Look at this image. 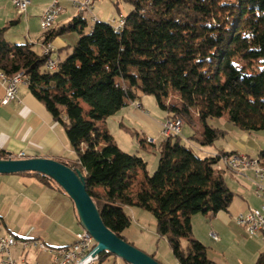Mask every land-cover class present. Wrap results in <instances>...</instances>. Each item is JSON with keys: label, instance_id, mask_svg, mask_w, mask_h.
<instances>
[{"label": "trees", "instance_id": "trees-1", "mask_svg": "<svg viewBox=\"0 0 264 264\" xmlns=\"http://www.w3.org/2000/svg\"><path fill=\"white\" fill-rule=\"evenodd\" d=\"M125 1L133 8L121 31L99 20L85 31L80 13L50 29L46 40L73 31L79 35L56 70L47 69V57L31 43H11L8 27L0 28V72L26 79L63 126L76 160L59 161L82 171L111 230L127 240L123 232L131 217L124 208L139 206L152 212L156 232L168 239L177 264H219L208 257L204 243L184 247L181 240L192 234L193 215L211 218L234 198L225 172L217 168L219 156H199L180 135L163 137L152 144L159 160L150 174L142 156L117 144L106 121L145 93L155 95L167 118L200 122L201 145H213L224 133L208 123L210 118L226 116L243 130H264V0ZM8 157L0 149V158ZM257 158L264 166V148ZM22 173L58 185L46 174ZM109 256L117 257L104 251L95 264ZM256 264H264V250Z\"/></svg>", "mask_w": 264, "mask_h": 264}, {"label": "crops", "instance_id": "crops-1", "mask_svg": "<svg viewBox=\"0 0 264 264\" xmlns=\"http://www.w3.org/2000/svg\"><path fill=\"white\" fill-rule=\"evenodd\" d=\"M52 1L31 0L27 13L24 14L25 18H21L12 0H0V28L8 27L5 32L6 39L11 43H14L12 41L31 43L38 53L43 54V43L48 31L40 29V21L43 12ZM72 1L60 0L64 12L59 15L52 29L69 23L79 14ZM112 1L94 2L96 21H107L110 18L124 19L127 16ZM11 21L15 22L10 24ZM11 26L16 27L14 31L10 29ZM76 39L77 37H70L69 34L54 36L50 40L55 49L52 57L58 62L66 58L75 45ZM5 86L0 79V149L15 158L46 156L66 162L75 161L76 152L69 143L63 126L53 119L46 106L31 92L28 84H21L17 99L6 105L1 102L5 96ZM137 102L141 104L140 107L130 102L110 116L106 126L114 137L115 134L110 126L113 120H117L120 130L141 124L145 129L146 139L153 138L154 144H157L163 138L160 132L168 113L152 116L145 109L141 98ZM243 137L246 144L242 141L232 142L228 144L232 147L229 149L213 148V144L209 148H200L203 156L198 155L206 157L222 151H234L258 157L260 150L264 148V142L255 148L252 146L256 154H251L248 144L249 136L244 134ZM117 144L124 150L120 143L117 142ZM226 170V183L234 193L230 206L211 218L203 214L193 217L192 234L182 237V244L183 242L187 245H192L194 242L206 244L208 257L219 264H256L259 253L264 250V233L249 235L235 220L237 215L246 213L250 207L261 205L262 201L255 193V179L247 170L238 172L227 167ZM196 225L199 227L198 233ZM81 230L83 228L72 199L58 185L53 182L48 184L33 174L0 173V231L2 234H11L19 239L40 240L50 248H59L71 245L75 241L76 234ZM210 231H215L219 240H214L210 236ZM233 243L240 246V249L233 251L231 247ZM11 254L17 264H22L25 258L44 264L52 262V254L49 251L33 246L25 250L20 245L14 246ZM113 264L130 263L115 257ZM172 264H177L175 258Z\"/></svg>", "mask_w": 264, "mask_h": 264}, {"label": "built area", "instance_id": "built-area-1", "mask_svg": "<svg viewBox=\"0 0 264 264\" xmlns=\"http://www.w3.org/2000/svg\"><path fill=\"white\" fill-rule=\"evenodd\" d=\"M97 0H73L72 3L80 14L85 12L92 15V20L97 18L94 14V2ZM18 13L24 15L27 13L31 0H12ZM64 12V7L60 0H53L52 3L45 9L41 16L40 25L45 31L53 28L60 14ZM122 18L114 19L112 24L119 25L121 31ZM54 46L50 40H45L43 43V54L47 57L46 67L49 70H56L58 61L52 57ZM0 79L5 83V96L2 99V104H9L17 99L18 90L21 84L28 82L23 81V77L18 79ZM134 105L140 107L141 104L134 101ZM161 135L164 138H175L182 133V120L179 118H167L162 125ZM147 141L154 144L155 139L148 137ZM23 154V153H22ZM218 155L219 160L217 168L226 172V165L245 166L247 172L250 171L255 179V193L261 199L259 207H250L246 213H240L235 217L238 225L242 226L249 235H254L258 232L264 233V175H260L257 170V157H251L246 153H222ZM210 236L214 240H219V236L215 231H210ZM20 245L24 250L29 247H38L42 250L49 251L52 254V262L50 264H95L99 260V255L93 254L94 240L90 233L83 229L76 234L75 241L69 246L59 248H50L40 240L34 239H19L11 234H2L0 231V264H17L11 254L14 246ZM22 264H44L40 261L24 259Z\"/></svg>", "mask_w": 264, "mask_h": 264}, {"label": "rangeland", "instance_id": "rangeland-1", "mask_svg": "<svg viewBox=\"0 0 264 264\" xmlns=\"http://www.w3.org/2000/svg\"><path fill=\"white\" fill-rule=\"evenodd\" d=\"M112 2H114V5L117 6V8L121 10L123 14L128 15L133 8L132 5L125 0H113ZM18 15L21 18H25V15H20V14ZM83 15L86 18V22H87L85 31H88L90 27L95 23V21L93 22L91 14L85 12ZM110 20L112 21L111 18L108 19L107 21L110 22ZM15 28H16L15 26L10 27L12 31H14ZM40 29L44 30L41 26ZM65 34H69L70 37H77L74 44L77 43L79 39L78 32L73 31ZM12 42H14L15 44L23 43L21 41H12ZM140 98L141 100H143L145 109L149 111V114H151L152 116L155 115L160 116L167 113L166 110L160 107L155 95L141 93ZM173 100H175V97H173ZM83 106L85 108H88V104H86L85 102H83ZM208 123L211 126L215 128H219L224 131V133L219 135V137L215 140L213 148L229 149L232 147H230L228 144H232V142L242 141L245 143L244 141L245 138L243 137V135L247 134L249 136L248 144L249 147L251 148L249 149V152L251 154H256V151L255 149H253V147L255 148V146L264 142V130H260V131L243 130L242 128L236 126L226 116L210 118L208 120ZM110 126L112 131L114 132L113 134H115L114 135L115 137L114 139H116L115 141L120 143L126 152L132 154H138L139 156H142L148 163L147 169L149 173L152 174L156 170L158 165L159 150L157 149V147L153 146L151 143L147 141L146 137L144 136L145 129L142 127V125L135 124V127H132L133 125L131 127L129 126L127 127L125 125L127 128L120 130L117 120H113L111 121ZM182 128L183 130L180 135L182 141L184 143H187L189 146H191L197 154L203 156V154L200 152L199 149L202 147L209 148L210 145H201L198 139L201 138L200 132L203 130L202 124L198 122L195 125H192L185 122ZM142 140H144V143L142 142ZM124 209L125 212L131 217V224L127 229L124 230V234H123L126 237V239L129 242H131L133 245L144 250L146 253L152 255L155 259L161 261L162 263L172 264L174 260L173 251L171 250L168 239L166 237L159 235L156 232V221L152 212L144 208H141L139 206L128 205L125 206ZM196 215H202V214L200 213L195 214L193 215V217H195ZM196 228L198 233L199 227L197 225ZM183 246L186 247L187 243L183 242ZM231 247L233 251L237 250L238 248L240 249V246L234 243ZM114 261H115V256H109L108 258H105L103 261L98 262L97 264H113Z\"/></svg>", "mask_w": 264, "mask_h": 264}, {"label": "water", "instance_id": "water-1", "mask_svg": "<svg viewBox=\"0 0 264 264\" xmlns=\"http://www.w3.org/2000/svg\"><path fill=\"white\" fill-rule=\"evenodd\" d=\"M0 158V173L34 171L53 178L72 199L80 224L94 238V255L104 251L116 255L130 264H164L144 250L118 236L103 221L101 213L86 188V177L78 168L46 156Z\"/></svg>", "mask_w": 264, "mask_h": 264}, {"label": "bare ground", "instance_id": "bare-ground-1", "mask_svg": "<svg viewBox=\"0 0 264 264\" xmlns=\"http://www.w3.org/2000/svg\"><path fill=\"white\" fill-rule=\"evenodd\" d=\"M96 20V18H94V21ZM125 23V19H122L121 20V27L124 25ZM115 25V24H114ZM117 28H119V25H115ZM0 76L1 77H5V79H18L19 77H22L20 75H16V76H13L11 78L9 77H6L3 73L0 72ZM23 81L27 82L26 79L23 78ZM27 84V83H25ZM182 127H183V122H182ZM226 167L230 170H233V171H238V172H245L247 170V167L245 166H235V165H226ZM257 170L259 171L260 175H264V166L261 165L258 161L257 163ZM90 236L92 237V240H94L93 236L90 234ZM96 242L94 240V246H95Z\"/></svg>", "mask_w": 264, "mask_h": 264}]
</instances>
